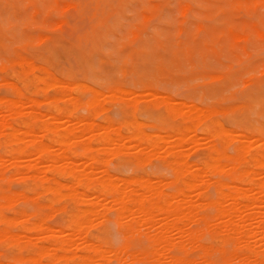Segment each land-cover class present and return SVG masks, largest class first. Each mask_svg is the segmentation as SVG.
Returning <instances> with one entry per match:
<instances>
[{
    "label": "rangeland",
    "instance_id": "1",
    "mask_svg": "<svg viewBox=\"0 0 264 264\" xmlns=\"http://www.w3.org/2000/svg\"><path fill=\"white\" fill-rule=\"evenodd\" d=\"M24 61L26 63H24ZM27 61H30L29 65H33L29 67L30 70L33 68L32 72L28 70ZM22 65L24 66V69ZM25 67L27 68L25 69ZM20 70H23V73L25 70H28L27 73L29 74L27 75L26 73H24L23 76V73ZM25 74L27 76H25ZM36 77H40L43 80L36 81ZM34 78L36 79L34 80ZM29 79L31 80V82H29ZM62 81L63 83L65 82L72 84V86L70 85V87L73 88L72 91H70V88V90L67 89L68 91L65 90V93L62 94L60 87L55 86V84L59 85V82L62 84ZM49 84H52V86H49ZM14 85L16 87L15 89ZM17 89L20 91L19 94L22 93V96L20 95V97H18V93L16 91ZM29 92L31 94H29ZM81 92L83 95L81 94ZM68 93H70V95L68 96L69 99H71L69 100L70 102H68L66 96V94ZM113 94L115 96H113ZM72 96L79 97L78 99H80V101L76 98V100L79 102H81L82 100V104H78L79 106L76 110L77 113L75 112V116L78 117L79 121L80 119H83L85 117L82 121L91 123V119H93V121H95V125L98 124L96 125V127L100 126L99 124L108 125V122L110 123V121H112L111 123L113 124L111 125H115L114 129L117 126L119 127V129L121 128V131H119L117 128L116 129L123 136H127L131 132H133L132 134L135 135V138H138L141 135L145 136L146 134H148V136L150 135L152 139L157 140L159 143V147H157L159 149L157 152L156 150L151 154L140 152L143 155L145 154L142 158L141 154L138 153L140 149H142V145L139 146V144L136 146L135 144H133V141L138 140L137 138L136 140H134L135 138L132 137L133 135H128V137L133 142L132 144L127 142V140L129 139L128 137H125L127 139L124 140V143L126 141V144L130 149L133 148L132 145L137 148L140 147V149H138L139 151H136L137 148H134L135 150L128 149L127 152L125 151L124 153L119 155L105 154V156L101 152L98 155L99 147L101 144L99 142V145L97 140V143L95 142L96 144H93L94 147L96 146L97 152H95L94 149L93 153L95 157L98 156L96 158L100 157V164L97 162L99 161V159L94 162L90 159V164L88 162L85 163L86 159H84V157H82L81 155H78L76 158L74 157L75 161H77V158H81L83 159V161H85L83 163L81 159H78L77 164L81 162L80 164L83 165V168L81 169H84L85 164L86 167L88 165H91L93 168L96 167V169L94 168V171H96L97 174L96 172H94V174L98 179L92 176V178L95 179V184L101 178H105L109 174L108 176H113L114 178L116 177L115 185L120 186V189H123L121 191H127L126 188L129 186L131 194L134 191H138L132 194L133 197L129 195L126 200L127 206L133 210H138V208H140V205L147 204L152 201H154L155 203L161 202L162 204L164 201V205H166L165 207L166 209H168L167 211L177 206H183V208H180H182L184 219H177V221L176 219H174V217L170 219V214H160L161 212L156 209L157 211H152H156L154 215L143 217L147 218L148 222L145 225L138 224V232H134L133 230L126 231L125 229H122L121 223H123V226L126 225L130 220H132V217H124L122 216V214H120V217H122L123 220L120 219L121 221L118 222V215L120 213L118 208L121 204V195H119V198H114L111 195H100V199V197H98L99 195H97L99 193L97 192L95 187L97 184L95 186H91L90 184L89 187H91V189L88 188L89 190L87 188V190H85L82 186V188H78L79 193H81L82 195H88H85L84 198L82 197V195L80 197V199H84V202L86 201L84 203L85 205L81 204V201H78L79 198L74 199L72 198L73 196L71 197V190H69L70 193L69 191H64L66 197L62 198V200L58 198L61 200L58 201L55 196H52L50 194L48 195L46 193H43L42 195L41 193L43 191L41 189L37 191L41 195L38 196V193L31 190L30 180H18L19 178H15L9 182H0V188L7 189L9 190L10 194L16 196V199L14 200L15 202L9 204V206L12 204L14 206L12 205L13 207L10 206L11 208L9 206L4 208L6 216L10 219L15 220L14 223L11 224V228H9L8 226V229L10 231H12L13 233L21 234L23 231H25L22 230V227L30 226L35 221L37 223H40L38 222L41 220L40 218H45L46 221L42 220L41 223L47 222L46 224H49V227H51L53 230L58 229L56 233L59 234H57V236L60 235V237H62L67 234L66 230L69 222H71L73 219L72 215H74L77 210H81L82 208L84 209V207V210H87V202V207H89L88 205L90 203L94 202L93 204L97 205H94V208L96 207L95 209H98L95 210V213L91 214V216L89 215L87 217L88 226L86 225V227L88 228L85 227V231H87L85 232V236H87L88 239L93 243L98 245L103 251V254H105L106 252V254L103 255V264L104 262L105 264H168L167 260L166 262H161L155 259V256L152 253L153 248L150 247V242L148 241L147 237L150 233H152L150 234V236L154 235L156 233V230L162 226H166L167 229H171L173 227V224H179L180 226H182V228H184L187 234L193 236L194 233L198 239L197 242H195L193 240V237L191 239L187 237L186 234L185 237L188 239L187 240L185 237H181L184 236L183 234L179 233L178 231H173L172 233H170L172 236L170 237L172 239L171 244L173 243L175 247L174 249H168L169 251L166 250V252L168 251V253H165V251L163 252L166 258L179 257L180 255L177 247H179L180 244H184L179 242L191 241L189 246L192 247L191 249H188L190 250L188 259L192 264L193 261L195 262V264H224V262L221 261L223 258V255L221 254L223 247L224 251L227 254L226 264H241L244 261H247L244 262L245 264H255V262L257 261L255 258V250H250L253 253L249 252L246 246H243V243L242 246L240 245V248H235V245L232 246L233 243H231V241H228V245L225 244L226 242L224 243L226 239L224 240L223 236L225 237L226 235L227 237L228 232L225 231L224 226L222 228L223 230L221 229L222 225H224H221V222L225 223L224 220L222 221L221 219L219 220L216 218L218 221H221L220 223L215 220L218 211L214 208L218 206L216 205V203L218 204V202H221L220 200H218V202H215L217 201V199H221L219 196V198H217V195H219V188L221 187V185H219V181L226 180L227 182H229H224L225 184H228V186L225 187L226 190L221 188L224 193L226 192L228 194L230 193L235 195L239 194L238 196H241L240 192L238 194L237 192L241 190L242 187L245 188V191H247L248 189L249 191L247 192H250L252 188L259 189L257 186L262 182L258 177L261 176V180L264 183V169H262V167H259L261 163L264 162V0H0V100L5 99L4 101L1 100L0 103L2 111L4 112L3 108H5L6 106V104L4 105L3 103H6L7 100L9 102L11 101L10 104L12 103V100H10L9 98L13 99L14 102L17 101L18 104L16 106H21L22 104L24 112L28 111L27 113L29 114L32 110L33 113L37 110V108L35 107V103L36 101H38L39 104L37 103V105L39 106V108L37 112L39 111L40 113H45L43 116L45 117L47 123V121H49L48 119L50 118V114L52 115L53 112H56L55 110L57 107H59L58 105H60L61 110L59 115H62L63 113L70 110V107L72 105H70L69 103H71L73 100ZM32 97L35 100V102L33 101L35 105L32 103V105L34 106L33 109H31V107L33 106L31 105L30 101ZM54 97H58L59 102L53 103L52 100L55 99ZM171 97L173 98V100L171 99ZM59 98L61 99L59 100ZM93 98L96 99L97 102H102V104L99 103L100 105L96 106V109L98 111H91L92 113L90 114V111L86 107V103L89 102L88 99L92 101ZM118 98H121L123 100ZM168 98H170L169 101H173L175 103H173L175 106H178L176 107L178 108V113L174 114L169 110H165L166 108H169L168 106L171 105V102L168 101ZM164 99H166L167 101ZM18 100H23V102L20 103L18 102ZM125 100L129 101L130 104H128L129 102L127 103ZM77 101L76 104L78 103ZM137 101L139 103H137ZM159 101H162L160 102L161 104L159 103ZM131 102H134V107H136L135 111L132 110L133 108ZM52 103H58L56 105L57 107L55 108ZM1 104L3 106H1ZM10 104H8L7 102V105ZM13 104H11L10 106H13ZM24 104H26V106ZM181 104H187V106L181 107ZM192 104L194 106H192ZM23 105L25 106V108ZM51 105H53L54 108ZM8 107L6 106V108ZM65 107L68 110H65ZM185 107H187L188 110L191 107L193 109V112H196L195 110L198 109L197 111L200 112L199 115L202 123L200 126H198V128H194L197 127V125L194 126L193 123V131L186 132L183 141L181 139L182 137L177 134V131L180 129L179 127L185 124V122L183 123L184 120L182 119V115H180L181 109H183L181 114L187 112V108ZM20 109L22 110V108ZM48 109L52 110V112ZM2 111L0 109V117L2 115ZM48 112L50 113L48 114ZM201 112L203 114H201ZM46 113L48 115H46ZM93 113L95 117H92ZM29 114L27 115L29 119H31L32 116ZM35 114L38 113L35 112ZM168 114H170L171 116ZM176 114H179V116H176ZM40 115L41 114H39L38 117H41L43 119V117ZM61 115L59 116V119L61 118V121L63 120L62 122H64V124H62L63 126L60 125L61 121H59L60 123L58 124L60 129H63L65 125H67V127L71 126L70 124H67L68 119L65 118L66 113L62 116L66 119L67 123L64 119H62L63 117ZM34 116L37 115L33 114V117ZM86 116L90 117L91 122L89 121V118H86ZM28 117H26L25 115L20 119L21 122H19L18 118L15 117L14 119H12L13 117H10L8 121L11 124L13 123L12 125H14L15 127L23 129L24 132L27 127H25L24 129L22 121L28 123L30 121ZM32 121L33 120L31 119V122ZM15 122L17 124L20 123V126H17ZM213 122L217 124L218 131H220V127L221 129L223 128L222 132L223 130H227L226 133L224 131L225 134L222 133L224 134L222 137L225 136V138L221 137V139L219 140V137H215L216 139H212L213 136L211 132H213L212 130H215L213 127V125L215 124ZM33 123L35 124L34 127L39 128V126L41 127L42 123L44 124L45 122L38 121V124L40 123L39 126L37 122ZM79 124L81 123H76L71 127H73L76 131H80V129L82 130L84 127H82L83 124H81L82 126ZM210 124L212 125L211 127ZM137 125H139V127ZM177 126H179L177 128L178 130H175ZM206 126L208 128L213 127V129L206 130ZM136 127H138L139 131L142 132L140 133L141 135L137 136V133L139 132L135 129ZM173 130H175L176 132ZM208 130L211 131L210 135L208 133ZM167 134L174 135L173 137L175 139L171 137V135V138H169ZM228 134L230 136H236L235 139L239 141H232L233 138L229 137ZM42 135L44 136L43 141L45 143L52 144L53 137L50 138V136L53 135ZM161 135L164 137H166L167 135L169 139H165L170 144H178L180 140L184 142L185 146L182 148L183 150L181 149L182 152L179 151L182 154L180 156L178 154L179 152L177 151V157L178 159L181 158L180 162L188 164L189 170L192 168L191 170L193 171H190L191 174L192 172H195L196 169L198 170L196 172L199 175L202 168V171H204V168L206 167H204V165H206L208 161H213V159L210 158V154L212 156V154L215 153L209 148H212L211 146L214 147V145L217 146L220 153L216 151L217 155L215 153L214 158L215 161L220 162H218V165H221L220 167H225H222V169H225V174L220 173V171L219 173H217V175H215L205 171L206 173L204 176L206 181L212 180L208 181L209 185L211 186L208 185L209 188H207L208 183L205 182L204 176L202 175L203 179L202 176L199 179L204 180V182H201V180H199L198 182L201 183L197 184L198 186L200 185L199 187L201 188V190H193L194 188L192 190H187V186L184 182V180L186 181L187 179H182L186 176H188L189 178V176L191 175L186 174L185 177H183L182 174L181 176L183 178L179 181L181 184L175 182L177 174L176 172H174L173 168L170 165L173 164L176 158H171V162V159H167L165 158L166 156L163 155L170 144L166 140L164 141L163 137H161V139H163L160 140L159 137ZM237 135L240 137H237ZM48 136L49 139H45V137ZM222 139H224L225 141L230 140L232 143L228 142L229 144L227 143V145L225 146L226 143L224 140L222 141ZM160 141L167 142V144L161 142V145ZM241 141H243V143L247 141V143L249 142V144H251L248 145V147L245 145L246 149L250 150V153L248 151L247 153H243L242 151V153L239 152L238 147L241 145ZM221 142L224 143V145ZM135 143L138 144L139 141ZM129 145H131V147ZM220 145L222 146L220 147ZM224 147L226 148V150L223 152ZM6 148L8 150L10 149L9 146H1L0 154L1 156L7 158L8 150ZM56 148L57 147L54 146L55 151L52 150L55 153L57 150ZM217 148L214 149L217 150ZM208 149L211 151V153L208 152ZM225 152L227 154H225ZM134 153L136 155L138 154L137 156H141V159L138 157L140 161L138 158H136L139 163H135L136 159L134 157L136 155ZM254 153L263 154L260 162L262 161V159L263 161L260 163V165L259 163L256 164V162L251 159L254 155H257ZM184 154L185 156H183ZM220 154H223V157ZM224 154L227 157L224 156ZM250 154L252 155L251 158L249 156ZM100 155H102L103 157ZM178 155L180 156V158ZM239 155L242 157V161H240V163ZM102 159L104 164L102 162ZM236 159H238V161H236ZM165 161L168 164H163V162ZM96 162L99 165H96ZM236 163H238L239 165ZM235 164L236 169L240 168V170L236 171V173H234ZM242 166L244 167L243 169L246 168V170H243L246 173L242 171ZM198 167L200 168L198 169ZM169 168L173 170V172ZM226 170L227 173L229 172V174L226 173ZM241 173H244L246 176L247 174L248 176L250 174L252 178L256 177V179L258 178V180L256 181V179L254 178L255 180L250 179L248 181V177H246L244 174L243 177L240 176L239 178L238 175ZM201 174H203V172ZM174 176L176 177L175 179ZM221 176L222 178H220ZM117 178L122 180L117 181ZM132 179L151 180V184H153L155 187L154 193L145 192L142 189H139L141 187L136 184H134L133 187V183H130L129 185V182H132ZM241 179L246 183L240 182ZM61 181L68 184L69 186L74 184L69 177H66V179L64 177V179L62 178ZM210 182L212 183L210 184ZM257 182L261 183L258 184ZM126 183H128V186L126 185ZM212 184H214L215 186ZM252 185H254V187ZM236 187L240 188L239 190H237V192ZM249 187L251 189H249ZM244 188H242L243 191ZM227 189H229L230 192ZM181 190L183 191L180 192ZM245 191L243 193L241 192L242 195H245V193H247ZM260 191H262V189L256 191L258 192L257 196L256 192L253 191L252 193L254 196H251H253L254 198L260 197ZM216 192H218V194H216ZM156 194H158V196ZM136 195L138 196L137 198ZM159 195L161 196L159 197ZM140 196H142V199ZM203 196L205 197L203 198ZM245 196L242 197L243 200L241 199V197H239L241 199V202H239L241 208L242 210L243 208L245 210H243L244 212H242L244 213L242 214V219L238 220V218H235L234 222L239 224V221L241 222V220L244 219V221L242 222V224L240 223V225L244 228L243 230H245V232H247L248 230H253V233H259L260 229H258V231L257 228L264 227V225L262 224V221H264V217L261 216L262 214H259V211L264 213V205L262 203V206L260 207L261 209L256 213L253 210L254 207L252 206L254 203V200L252 199L253 197L249 195L250 197L248 199L251 198V201H253V203L251 202L250 204L249 202H247V198ZM29 198H33V200L37 198L39 200H37L39 203L34 204L29 200ZM95 198L97 199V201ZM188 198H190V200ZM23 199H26V201H24ZM73 199L75 200V202ZM103 199L105 200L103 201ZM116 199L117 202H115ZM110 201H112L111 204ZM123 201L125 200H122V202ZM222 201L224 202L226 200H223L222 198ZM77 202H79V204ZM202 202L203 205L201 204ZM209 202H211L213 205H210L211 203L209 204ZM223 202L221 203L223 204ZM161 203L159 205H161ZM229 203H231L232 205ZM229 203V206L231 205L232 208H235V206H238V208L240 207V205H237L236 203H233L231 201H229ZM244 203L247 204L245 205ZM101 204L102 206H100ZM207 204L210 206H208ZM224 204L225 206H227V201ZM224 204L220 205L223 207ZM38 205L40 207H38ZM80 205H82L83 207ZM204 206L208 207L206 208ZM225 206V209L229 208V206ZM100 209L103 213H100ZM185 209L187 210L185 211ZM98 210L100 211L97 212ZM19 212H24L26 214V217L23 218V221L25 222L20 221L22 220V218L18 221ZM78 212L75 214H79L81 211L79 213ZM184 212L186 214H184ZM94 214H96L97 216ZM135 216L138 217L137 214ZM25 219L32 223H29L28 221L27 223ZM138 221L140 222L141 220L138 219ZM17 222L22 223L18 224ZM24 223H27V225ZM205 223L207 225H210L207 226ZM214 223L217 225V229L216 226H214ZM22 224L23 226H21ZM206 228L208 229L207 231ZM218 228L219 232L217 231ZM20 229L22 230V232L19 231ZM59 230L62 231L63 234L60 233ZM220 230H222L221 235L218 234L220 233ZM24 233L25 232H23L22 234ZM31 235H35V233H32ZM257 235L258 234H256V236ZM230 236L228 239H230ZM82 237H84V235H82ZM126 238L129 239L126 240ZM74 241V243H76V245L72 248L74 250V256H82L84 254L80 250V248H82L80 244L82 243V241H79L77 237ZM250 241L255 242L256 239H250ZM77 243L79 246H77ZM127 243L129 245L128 248ZM198 243L202 244L203 247H200L201 245L198 246ZM224 244L225 246H223ZM257 246L258 247H256V250H263H259V248L261 247L260 244H258ZM225 247L228 248L225 249ZM241 247H245V250L244 248L243 250H240ZM12 248L9 246H7L6 248L5 245L0 246V257L5 264H8L7 261L13 258L18 253L17 248ZM108 250L110 252L113 251L114 253L112 252L113 254H111ZM23 251L24 255L26 256H29V253L31 252L27 248ZM117 251L118 253H116ZM122 251H125V253H122V255H124L123 257L121 253L119 254V252ZM107 252H109L111 256ZM189 252L187 251V253ZM107 254L110 257H108ZM118 255L121 257H118ZM252 255L254 258H251ZM112 256L114 258H112ZM245 256H247L248 259ZM241 257H243L244 259ZM108 258H112L113 260L111 259L110 261V259ZM120 258H122L121 261ZM236 258L238 261L236 260ZM241 259L243 260L242 262H240ZM49 264H58V262L52 261V263L50 262Z\"/></svg>",
    "mask_w": 264,
    "mask_h": 264
},
{
    "label": "bare ground",
    "instance_id": "2",
    "mask_svg": "<svg viewBox=\"0 0 264 264\" xmlns=\"http://www.w3.org/2000/svg\"><path fill=\"white\" fill-rule=\"evenodd\" d=\"M69 7V6H68ZM61 24V23H60ZM24 60V59H23ZM42 61V60H41ZM28 62V61H27ZM30 62V61H29ZM28 62V70H30V66L32 65H29L30 63ZM20 63V62H19ZM21 63H23V62H21ZM24 63H26L25 61H24ZM48 63H49V61H48ZM74 64V63H73ZM24 65V64H23ZM22 65V67H23V69H24V66ZM33 66V65H32ZM27 67H25V69H26ZM33 69V68H32ZM32 69L30 70L31 72H32ZM28 70H25L24 71V73H26L27 75L29 74V73H27L28 72ZM44 70H45V68H44ZM49 70V69H48ZM58 70V69H57ZM21 71V70H20ZM59 71V70H58ZM22 73H23V70L21 71ZM51 72V71H50ZM8 73V72H7ZM20 73V72H19ZM24 73H23V76H24ZM53 73V72H52ZM25 74V76H27ZM15 75V74H14ZM35 75V74H34ZM22 76V75H21ZM48 76V75H47ZM52 77V76H51ZM64 77V76H63ZM70 77V76H69ZM18 78V77H17ZM37 78V77H36ZM36 78H34V80L36 79ZM46 78V77H45ZM53 78V77H52ZM58 78V77H57ZM30 80V79H29ZM43 79H41L40 77H38L37 79H36V81H42ZM45 80V79H44ZM71 80V79H70ZM204 80V79H203ZM10 81V80H9ZM9 81H7V82H9ZM19 81H20V79H19ZM29 82H31V80L29 81ZM57 82H58V80H57ZM2 83V82H1ZM39 83V82H38ZM72 83H73V81H72ZM46 84V83H45ZM59 85H56L55 84V86H58V87H60V90L62 91V94H64L65 93V90H70V85L72 86V84H70V83H63V81H62V84L59 82L58 83ZM75 84V83H74ZM248 84V83H247ZM33 85V84H32ZM48 85V84H47ZM46 85V86H47ZM54 85V84H53ZM76 85V84H75ZM74 85V86H75ZM80 85V84H79ZM36 86V85H35ZM49 86H52V84H49ZM54 86V87H55ZM17 87H19V86H17ZM48 87V86H47ZM16 87H15V85H14V89H15ZM79 88V87H78ZM77 88V89H78ZM18 89H20V88H18ZM16 90L17 91V93H18V97H20V95L22 96V93L21 94H19V90ZM35 89H36V87H35ZM51 89H52V87H51ZM72 89L73 88H71V90L70 91H72ZM75 89H76V87H75ZM46 90V89H45ZM49 90V89H48ZM56 90V89H55ZM59 90V91H60ZM67 90V91H68ZM87 90V89H86ZM78 91V90H77ZM83 91V90H82ZM85 91V90H84ZM120 91V90H119ZM33 92H35V91H33ZM46 92V91H45ZM45 92H43V93H45ZM75 92V91H74ZM79 92V91H78ZM155 92V91H154ZM16 93V94H17ZM54 93V92H53ZM88 93V92H87ZM95 93V92H94ZM160 93V92H159ZM29 94H31L30 92H29ZM35 94V93H34ZM41 94V93H40ZM73 94V93H72ZM79 94V93H78ZM81 94H82V92H81ZM115 94V93H114ZM113 94V96H115ZM143 94H145V93H143ZM70 95V93H68V94H66V96H67V100H68V102H70L69 100H71V99H69V96ZM83 95V94H82ZM109 95V94H108ZM130 95V94H129ZM149 95H151V94H149ZM157 95V94H156ZM64 96V95H63ZM65 96V97H66ZM93 96H94V94H93ZM92 96V97H93ZM112 96V95H111ZM112 96V97H113ZM132 96V95H131ZM153 96V95H152ZM161 96V95H160ZM168 96V95H167ZM29 97V96H28ZM27 97V98H28ZM75 99H74V98ZM87 97V96H86ZM100 97V96H99ZM156 97V96H155ZM164 97V96H163ZM5 98V97H4ZM46 98H47V96H46ZM55 98V97H54ZM76 98H77V100H79L80 101V99H78L79 97H75V96H72V102L71 103H69L70 105H72L71 107H70V110H68L66 107L64 108L65 110L67 109L68 111V113L67 112H65L66 113V115H65V118H67L68 120V123H67V121H66V119L62 116L63 114H65V113H63L61 116L63 117L62 119H64L65 121H66V123L69 125H75L76 123H81V124H83V126L81 125V124H79V125H81L82 127H84L82 130L80 129V131H76L73 127H71V126H69V127H67V125H65L66 126V128H65V126L63 127V129H60V127H59V124L58 123H60L59 121H61V118L59 119V113L61 112V110H60V105H58L59 107H57L56 105L58 104V103H55V104H53L54 102H59L58 101V97L57 98H55V99H53L52 101H53V105L55 106V108H56V112L54 113H52V115L50 114V118L52 119H48L49 121H47V123H46V120H45V117L43 116L44 114L43 113H40L39 111L37 112V110H38V108H39V106L37 105V103L39 104V102L38 101H36V105L38 106H36L35 104H34V102H35V100L33 99V97H32V99L30 100L31 101V105H32V103L35 105V107L37 108V110L35 111V109H34V111L36 112V113H38V114H35V112L33 113L31 110V113H33L34 115H37V116H34L33 117V114H29V113H27V112H24V109H23V107H22V104H21V106L19 105V106H16L18 103H17V101H15L14 102V100L13 99H11V98H9L10 100H12V103L11 104H13V102H14V104H13V106H10L11 104H10V102L7 100V102H8V104H10V105H7V102L6 103H3L4 105L6 104V106L8 107V106H10V107H8V108H6V106H5V108H6V111H5V108H3V110H4V112L2 111V107H0V109H1V111H2V115H1V117H0V147L1 146H9V150H8V153H7V158L6 157H4V156H1V154H0V182L2 183V182H9V181H11V180H13V179H17V178H19L18 180H30L31 181V190L33 191V192H36V193H38L37 191L39 190V189H41L43 192L41 193L42 195H43V193H46V194H50V195H52V196H55V198H57V200L59 201L60 199L62 200V198H64V197H66V195H65V192L64 191H69V190H71V193L73 194H71V197L72 198H79L78 199V201H81L80 203L81 204H83V205H85L84 203L86 202H84V197H85V195H87V194H81V193H79L78 192V188L79 187H84V189L85 190H87L88 188H90L91 189V187H89L90 186V184H91V186L93 185V186H95L96 184V190H97V192L99 193V194H97V195H99L98 197H100V199H101V196L100 195H111V196H113L114 198H119V195H121L122 196V199H121V196H120V199H121V204L119 205V218H118V216H117V218H118V222L119 221H121L120 219H122L123 220V218L122 217H120L121 215L120 214H122V216H130V217H132V220H130L129 221V223H127L126 225H124L123 226V223H121L122 224V229H125L126 231H131V230H133L134 232L136 231V232H138V224L140 225V224H142V225H145L148 221H147V218H143V217H147V216H152V215H154V213L158 210V211H160L161 213L160 214H163V213H166V215L167 214H170V219L172 218V217H174V219H176V221H177V219H179V220H181L182 218H183V211H182V208H183V206H180V207H182V208H180V207H178L177 205V207H174L173 209H171V210H169V211H167L168 209H166V205H164L165 204V202L163 201V204L161 203V202H157V203H155L154 201H152V202H149V203H147V204H142V205H140V208H138V210H133V209H131V208H129L128 206H127V198L129 197V195H131L132 197H133V193L134 192H138V191H134V192H132V194H131V190H129V187H127L126 189H127V191L125 190V192H123V191H121V190H123V189H120V186H118V185H115L116 183H115V178L112 176H106L105 178H101L98 182H96V184L94 183V180L95 179H93L92 178V176L94 177V178H96V179H98L97 178V176L95 177V174H94V172H96V171H94V168L96 169V167H92L91 165L89 166H87L86 167V164L84 165V169H81V168H83V165L82 164H77V161H78V159H81V158H77V161H75L74 159L78 156V155H81L82 157H84V159H86V162L85 161H83V159H81V161H83V163L85 162V163H89L90 162V159H91V161H97V159H99V158H96V157H98V156H96L95 157V155H94V149H95V152H97V148H96V146L94 147V143L96 142L97 143V140H98V144H99V142H100V147H101V149H100V147H99V152H98V155L100 154V152L103 154V155H105V154H111V155H119V154H122V153H124L125 151L127 152L128 151V149H130L129 147H128V145L126 144L127 142L128 143H130V144H132L133 142V144H135L136 146L137 145H139V146H141L142 147V149H140V147H134V145H132V147L133 148H131L130 150H135L134 148H137L136 149V151L138 150V149H140V151L138 152V153H140V152H142V153H145V154H151V153H153V152H155V150H156V152L158 151V149L159 148H157V147H159L158 146V141L157 140H155V139H152L151 137H150V135L148 136V134H144L145 136H143V135H141L140 133H142V132H140L139 131V125H137L138 127H136L135 129L136 130H138V132L139 133H137V136L138 135H141V136H139L137 139L138 140H136V138L134 137L135 135L134 134H132L133 132H131L130 134H128L129 136H132L133 138H135L134 140H136V141H131V139L128 137V135L127 136H123L119 131H121V128L119 129V127L117 126V127H115V129H114V126H112L111 124H113V123H111L112 121H110V123L108 122V125H102V124H99L100 126H97L96 127V125H98V124H96L95 125V121H93V119H91V121H90V117L88 116H86V118H89V121L91 122V123H89V122H83L82 120L85 118H83V119H80V121L78 120V117H76L75 116V112H76V110H77V107L80 105L79 103H81L82 102V100H81V102H79V101H77L76 100ZM157 98V97H156ZM161 98V97H160ZM52 99V98H51ZM61 98H59V100H60ZM118 99H121V98H118ZM117 99V100H118ZM171 99L173 100V98L171 97ZM2 101H4L3 99H1ZM1 100H0V103H1ZM21 100V99H20ZM20 100H18V102H23V100L22 101H20ZM49 100V99H48ZM121 100H123V99H121ZM120 100V101H121ZM135 100V99H134ZM141 100V99H140ZM139 100V101H140ZM143 100V99H142ZM144 100H147V99H144ZM163 100V99H162ZM164 100H166V99H164ZM170 100V98H168V101ZM34 101V102H33ZM52 101H50V102H52ZM76 101L78 102L77 104H76ZM88 101L89 102H87L86 103V107L88 108V110L90 111V114L92 113V112H95V110L96 111H98L96 108V106L98 105H100V104H102V102H97V100L96 99H92V101L90 100V99H88ZM98 101H100V100H98ZM126 101V100H125ZM124 101V102H125ZM167 101V100H166ZM50 102H48V103H50ZM127 103L129 102V101H126ZM134 102H136V101H134ZM134 102L132 103V110L133 111H135L136 109V107H134ZM160 102H162V101H159V103ZM165 102V101H164ZM169 102H171V105L170 106H168L169 108H166L165 110H169L170 112H172V113H178V108H176V107H178L177 105L175 106L174 104V102L173 101H169ZM181 102V101H180ZM98 103V104H97ZM100 103V104H99ZM137 103H139L138 101H137ZM166 103V102H165ZM164 103V104H165ZM174 103V104H173ZM178 103V102H177ZM79 104V105H78ZM82 104V103H81ZM128 104H130V102L128 103ZM158 104V103H157ZM161 104V103H160ZM25 106H26V104H24ZM23 105V106H24ZM29 105V104H28ZM53 105H51V106H53ZM137 105V104H136ZM135 105V106H136ZM180 105V104H179ZM190 105V104H189ZM1 106H3L2 104H1ZM25 106H24V108H25ZM33 106V105H32ZM54 106H53V108H54ZM127 106V105H126ZM167 106V105H166ZM182 106H187V104L186 105H184V104H181V107ZM192 106H194L193 104H192ZM191 106V107H192ZM68 107V108H69ZM148 107V106H147ZM180 107V106H179ZM180 107V108H181ZM190 107V108H191ZM20 108H22V110L20 109ZM34 108V106L33 107H31V109H33ZM52 108V107H51ZM52 108V109H53ZM100 108H102V107H100ZM137 108H138V106H137ZM185 108H187V107H185ZM189 108V110H188V108H187V112H185V113H183V114H181L182 113V111H183V109H181V113H180V115H182V119L184 120H182L183 121V123L185 122V124L183 125V126H181L182 127V129H181V127H179V126H177L176 127V129L175 130H178L177 128L179 127L180 129L177 131V134L178 135H180L182 138V140L184 141V137H185V133L186 132H188V131H193V129H192V127H193V123H194V126L195 125H197V127H194V128H198V126H200L201 125V123H202V120L200 119V115H199V113L200 112H198L197 110L198 109H196L195 111L196 112H193V107L190 109ZM27 109V108H26ZM83 109V108H82ZM48 110H50V109H48ZM54 110V109H53ZM204 110V109H203ZM24 113H23V112ZM29 111V112H30ZM51 112H52V110H50ZM92 111V112H91ZM64 112V111H63ZM180 112V111H179ZM50 112H48V114H49ZM57 113V114H56ZM77 113V112H76ZM27 114H29V115H31L32 116V122H31V119H29V117H28V115ZM39 114H41L40 116H42L43 117V119L41 118V117H38V115ZM47 113H46V115H48ZM171 114V113H170ZM170 114H168V115H170ZM173 114V115H174ZM201 114H203L202 112H201ZM26 115V117H28V119L30 120H28L27 118V120L29 121L28 123H26L25 121H22V123H23V125H24V129H25V127H27L28 128V130H27V128H26V130H24V132H23V129H19V128H17V127H15L14 125H12L11 123H9V118L11 117H13L12 119H14V117L15 118H18V120H19V122H21L20 121V119L21 118H23L24 116ZM99 115V114H98ZM85 116V115H84ZM90 116H92V115H90ZM171 116V115H170ZM176 116H179V114H176ZM46 117H48V116H46ZM92 117H95L94 116V113H93V116ZM91 117V118H92ZM136 117V116H135ZM40 118H41V120H40ZM81 118V117H80ZM232 118V117H231ZM172 119H173V117H172ZM230 119V118H229ZM88 120V119H87ZM107 120V119H106ZM110 120V119H109ZM38 121H44L45 123L43 124L42 123V126L40 127L39 125H40V123L38 124ZM52 121V122H51ZM63 121V120H62ZM61 121V124L60 125H62V124H64V122H62ZM11 122V121H10ZM33 122H37V124H38V126H39V128H36V127H34V123ZM83 122V123H82ZM179 122V121H178ZM192 124V125H190V124ZM214 123V122H213ZM15 124H17L16 122H15ZM20 123H18L17 124V126H20L19 125ZM33 124V125H32ZM36 124V125H37ZM110 124V125H109ZM138 124V123H137ZM181 124V123H180ZM189 124V125H188ZM212 124V123H211ZM210 124V127L212 126ZM215 125H213V127H214V129L215 130H212L213 129V127L212 128H208L207 126V128H205L206 130L207 129H211L213 132H211V131H209L208 130V133H209V135H210V132H211V134H212V136H213V138H212V136H211V138L214 140V139H216L215 137H219V140L221 139V137L226 133V131L227 130H223V132H222V129H221V127H220V131H218V129H217V124L216 123H214ZM37 126V127H38ZM63 126V125H62ZM61 126V127H62ZM80 126V127H81ZM216 126V127H215ZM23 127V126H22ZM80 127H78V128H80ZM78 128H77V130H78ZM119 130V131H117V129ZM138 128V129H137ZM20 130H21V132H20ZM175 130H173V131H175ZM224 131H225V133H224ZM136 132V131H135ZM176 132V131H175ZM194 132H195V130H194ZM22 133H24V134H22ZM174 133V132H173ZM206 133H207V131H206ZM222 133H224V134H222ZM229 133V132H228ZM41 134V135H40ZM42 134H51V135H53V136H50V138L51 137H53V139H52V144H53V146H52V144L50 145L49 143L47 144V143H45L44 141H43V138H44V136L42 135ZM175 134V133H174ZM177 134H175V135H177ZM229 134H231V133H229ZM228 134V135H229ZM168 135V134H167ZM166 135V137H164V136H160L159 138H160V140H162L163 138H164V141L167 139H169V138H171V137H173L174 135H171V137H170V135H168L169 136V138H168V136ZM177 135V136H178ZM232 135V134H231ZM90 136V137H89ZM176 136V137H177ZM179 136V137H180ZM87 137V138H86ZM125 137H128L129 139L127 140V142L125 141V143H124V140H126L127 138H125ZM156 137V136H155ZM158 137V136H157ZM161 137H163L162 139H161ZM229 137H232L233 139H232V141H234V142H236V141H239V140H236L235 139V137L234 136H230L229 135ZM237 137H240V136H238L237 135ZM244 137V136H243ZM46 138H48L49 139V136L48 137H45V139ZM166 138V139H165ZM174 138V137H173ZM222 138H225V136L224 137H222ZM226 138H227V136H226ZM175 139V138H174ZM174 139H173V141H174ZM177 139V138H176ZM229 139V138H228ZM238 139V138H237ZM166 140V141H167ZM224 139H222V141H223ZM131 141V142H130ZM139 141V143L137 144V143H135V142H138ZM163 141V142H164ZM183 141H181L180 140V142L178 143V144H170L168 141V143L170 144V146H168V148H167V150H165V152H164V156H166L165 158H167V159H171V158H173V159H175L174 160V162H173V164L172 165H170L172 168H173V170H174V172H176V174H177V178L174 176V179H175V182L176 183H180L179 181L183 178V177H185V175L187 174V175H191V176H189V178H188V176H186L185 178H183L182 180H184V179H187L186 181L184 180V182H185V184H186V189L187 190H192L193 188V190H196V189H200L201 190V188L197 185V184H199V183H201V182H204V180H205V182H207L206 184H207V186L209 185V182L208 181H212V180H208V181H206V179H205V171H207V172H210V173H212V174H215V175H217V173H219L220 171V173H224L225 174V169H222V167H224V166H222V167H220L221 165H218L220 162L219 161H215V153H216V155H217V152L216 151H218V148H217V146H215L214 145V147L213 146H211L212 148H209L210 150H213L215 153H213L212 154V156H211V154H210V158L211 159H213V161L212 162H207V164L206 165H204V171H202L203 170V168H202V170L200 171L201 173L203 172V174H201L200 173V175L199 174H197V172L196 171H198L197 169H196V171L195 172H192V174H191V172L190 171H193V170H189V166H188V164H186V163H182V162H180V156H181V154L182 153H180L179 151H181V149L185 146L184 145V142ZM225 141V140H224ZM227 141V140H226ZM225 141V146L227 145V143L229 142V143H232L230 140H228L227 142ZM162 141H160V143H161ZM162 142V143H163ZM167 142H164V144H167ZM242 143H241V145L238 147V149H239V152H245V153H247V151L249 152L250 150H248V149H246V146L248 147V145H251V144H249V142L247 143V141H245L244 143H243V141H241ZM95 143V144H96ZM162 143H161V145H162ZM222 143V142H221ZM228 143V144H229ZM223 145H224V143H222ZM246 145V146H245ZM54 146L55 147H57L56 149V153L55 152H53L52 150H54L55 151V149H54ZM130 147H131V145H129ZM166 146V145H165ZM222 145H220V147H221ZM258 146V145H257ZM164 147V146H163ZM162 147V148H163ZM167 147V146H166ZM165 147V148H166ZM263 147H264V145H263ZM196 148V147H195ZM214 148H217V150H215ZM256 148H258V147H256ZM160 149H161V146H160ZM208 149V152H210L211 153V151ZM237 149V150H238ZM183 150V149H182ZM226 150V148L224 147L223 148V152ZM253 150H255V149H253ZM252 150V151H253ZM262 150V149H261ZM163 151V150H162ZM179 153H178V152ZM263 151V150H262ZM262 151H257V152H262ZM93 154H92V153ZM182 152V151H181ZM185 152V151H184ZM227 152V151H226ZM225 152V154H227ZM237 152V151H236ZM238 152V153H239ZM241 152V153H242ZM255 152V151H254ZM136 153V152H135ZM134 153V154H135ZM142 153H140L141 154V156H142V158H143V156L145 155H143ZM177 153L180 155H178L179 156V158L180 159H178V157H177ZM218 153H220V151H218ZM241 153H240V155H241ZM250 153V152H249ZM139 154V155H140ZM208 154V153H207ZM224 154V156H226ZM254 154H257V153H254ZM136 155V154H135ZM138 155V154H137ZM135 156L134 158L136 159V158H140L141 156ZM221 156L223 155V154H220ZM239 155V156H240ZM243 155H245V154H243ZM247 155V154H246ZM252 155H253V152H252ZM252 155L250 154L249 156H250V158L252 157ZM100 156H102V155H100ZM106 156V155H105ZM133 156V155H132ZM159 156H161V155H159ZM183 156H185V154L183 155ZM220 156V157H221ZM263 156V154H261V153H259V154H257V155H254L251 159H253V161H255L256 162V164L257 163H259V165H260V163L263 161V159H262V161L260 162V160H261V157ZM35 157H36V159H35ZM75 157V158H74ZM103 157V156H102ZM101 157V158H102ZM219 157V156H218ZM223 157V156H222ZM227 157V156H226ZM111 158V157H110ZM138 158V159H139ZM162 158H163V156H162ZM208 158V157H207ZM217 158V157H216ZM240 158V159H239ZM238 159H239V163H240V161H242V157L240 156ZM246 158V157H245ZM87 159H88V161H87ZM141 159V158H140ZM140 159H139V161H140ZM167 159H166V161H167ZM209 159V158H208ZM219 159H221V158H219ZM238 159H236V161H238ZM248 159V158H247ZM247 159H246V161H247ZM143 160V159H142ZM106 161V160H105ZM139 161H137V159H136V162L135 161H133V162H135V163H139ZM163 161H164V159H163ZM166 161L165 162H163V164L164 163H166ZM186 161H187V158H186ZM98 163L99 162H101L100 161V159H99V161H97ZM97 162H96V165H99V164H97ZM102 162H103V159H102ZM171 162H172V159H171ZM219 162V163H218ZM92 163V162H91ZM170 163V162H169ZM210 163V164H209ZM245 163V162H244ZM264 163V162H263ZM263 163H261V165L259 166L260 168L262 167V169H264L263 167H264V164ZM90 164V163H89ZM103 164H104V162H103ZM166 164H168V163H166ZM203 164V163H202ZM236 164H238V163H236ZM236 164H235V166H234V173H236V171H238V170H240V168L239 169H236ZM263 164V165H262ZM95 165V166H96ZM192 165V164H191ZM195 165V164H194ZM239 165V164H238ZM237 165V166H238ZM165 166H167V165H165ZM230 166V165H229ZM167 167H169V166H167ZM193 167V166H192ZM196 167V166H195ZM247 167H248V165H247ZM200 167H198V169H199ZM225 168V167H224ZM242 168V171L243 170H246V168L245 169H243L244 167L242 166L241 167ZM97 169H98V167H97ZM170 169V168H169ZM206 169V170H205ZM171 170V169H170ZM173 170H171L172 172H173ZM224 172H223V171ZM229 171V170H228ZM102 172H103V170H102ZM244 173H246L245 171H243ZM189 173V174H188ZM226 173H227V170H226ZM238 173V172H237ZM243 173V174H244ZM258 173V172H257ZM261 173V172H260ZM263 173V172H262ZM93 174V175H92ZM96 174H97V172H96ZM183 174V175H182ZM227 174H229V172L227 173ZM242 173L241 174H237L238 175V177L240 178V176H244ZM250 174H251V172H250ZM250 174H249V176H250ZM264 174V173H263ZM262 174V175H263ZM183 177H182V176ZM204 176V180H202L203 179V176ZM219 175H221V174H219ZM236 175V176H237ZM253 175V174H252ZM254 175H255V173H254ZM181 176V177H180ZM201 176H202V179H199V178H201ZM210 176V175H209ZM227 176H229V175H227ZM246 176V175H245ZM248 176V174H247V176L246 177H248V181L250 180V179H252V180H255L256 179V177H254V178H252V176H250L249 177ZM257 176V175H256ZM260 176V175H259ZM64 177H65V179H66V177H69V178H71V180L73 181V185H68V184H66V183H63L62 181H61V179L63 178L64 179ZM104 177V176H103ZM211 177V176H210ZM258 177V176H257ZM264 177V176H263ZM262 177V178H263ZM208 178V177H207ZM220 178H222V176L220 177ZM230 178V177H229ZM228 178V179H229ZM234 178V177H233ZM258 178H260V181L262 182H257L258 184L259 183H261V184H257L258 186V188L259 189H256V188H250L249 187V189H251L250 190V192H247V191H249L248 189H247V191H245V188L244 187H242V188H244V191L245 192H247V193H245V195L243 194L242 195V193L244 192L243 191V189L241 188V190H239L240 188L239 187H236L237 189H236V192H237V190H239L238 192H237V194L240 192V194H241V196H238V195H235V194H228V193H224L223 192V190H221V188L222 189H224V190H226V188L225 187H227L228 186V184L227 183H229V182H227L226 180V184L224 183L225 181H219V185H221V187L219 188L220 190H219V195H217V198H221V199H217V201H215V202H218V200H220L221 202H223L222 201V198H223V200L225 199L226 201H227V204L229 203V201H231V202H233V203H236L237 205H240V203L239 202H241L240 200L242 199V197H246L247 198V202H249L250 204H251V202L253 203V201H251V198L250 199H248L251 195H253V191H259V190H261L262 189V191H260L259 192V194L261 193V196L260 197H256L258 194V192H256V198H254L253 196H251V197H253L252 199L254 200V203H253V207H254V211L257 213L258 212V210H260L261 208V206H262V203H263V205H264V183H263V181L261 180V176L260 177H258ZM258 178L256 179V181L258 180ZM211 179V178H210ZM224 179V178H223ZM223 179H221V180H223ZM235 179V178H234ZM17 180V181H18ZM117 181H121L122 179H116ZM145 180V181H144ZM144 180H140V179H132V182H129V185H130V183L132 184L133 183V187H134V184H136V185H139L141 188H139V189H142L143 191H145V192H152V193H154V191H155V187H154V185L153 184H151L152 183V181L151 180H149V179H144ZM199 180H201V182H198ZM219 180V179H218ZM217 180V181H218ZM231 180V179H230ZM242 180V179H241ZM240 180V182H245L244 180H242L241 181ZM264 180V179H263ZM72 181H71V183H72ZM229 181V180H228ZM237 181V180H236ZM255 181V182H256ZM128 182V181H127ZM171 182V181H170ZM161 183H162V181H161ZM212 182H210V184H211ZM215 183V182H214ZM246 183V182H245ZM125 184V183H124ZM128 183H126V185H127ZM181 184V183H180ZM185 184H184V186H185ZM204 184V183H203ZM239 184H242V183H239ZM122 185H123V183H122ZM161 185V184H160ZM212 185H214V184H212ZM226 185V186H225ZM237 185V184H236ZM251 185V184H250ZM255 185H256V183H255ZM86 186V187H85ZM128 186V185H127ZM158 186V185H157ZM165 186V185H164ZM163 186V187H164ZM203 186H206V185H203ZM209 186H211V185H209ZM209 186L207 187V188H209ZM215 186V185H214ZM213 186V187H214ZM222 186H224V187H222ZM235 186V185H234ZM240 186V185H239ZM253 187H254V185H252ZM81 187V188H82ZM125 187V186H124ZM198 187V188H197ZM80 188V189H81ZM87 188V189H86ZM136 188V187H135ZM161 188V187H160ZM185 188V187H184ZM206 188V187H205ZM204 188V189H205ZM206 188V189H207ZM232 188H233V186H232ZM235 188V187H234ZM248 188V187H247ZM261 188V189H260ZM125 189V188H124ZM185 189V190H186ZM205 189V190H206ZM254 189H256V190H254ZM83 190V189H82ZM89 190V189H88ZM96 190H94V191H96ZM135 190V189H134ZM229 192H230V190L229 189H227ZM130 191V192H129ZM157 191H158V189H157ZM162 191V190H161ZM183 190H181L180 192H182ZM199 191V190H198ZM197 191V192H198ZM216 191V190H215ZM83 192V191H82ZM192 192V191H191ZM242 192V193H241ZM69 193H70V191H69ZM85 193V192H84ZM248 193H251V194H248ZM181 194V193H180ZM179 194V195H180ZM191 194V193H190ZM216 194H218V192H216ZM247 194H248V197H247ZM26 195V194H25ZM40 195V193H38V196ZM70 195V194H69ZM81 195H82V199H80V197H81ZM157 196H158V194H156ZM174 195V194H173ZM184 195V194H183ZM205 195V194H204ZM250 195V196H249ZM27 196V195H26ZM25 196V197H26ZM41 196V195H40ZM88 196V195H87ZM92 196H94V195H92ZM91 196V197H92ZM146 196V195H145ZM161 195H159V197H160ZM186 196V195H185ZM206 196V195H205ZM205 196H203V198L205 197ZM219 196V197H218ZM16 196L15 195H12V194H10V192H9V190H7V189H4V188H0V246L2 245H5L6 246V248H7V246H9V247H13L12 249H14V247L15 248H17L18 250H17V254L13 257V258H11V259H9L7 262H8V264H49L50 262L52 263V261H57L58 262V264H103L102 262H103V255H105L106 254V252H105V254H103V251L100 249V247L98 246V245H96L95 243H93L91 240H89L88 239V237L87 236H85V232H87V231H85V229L86 228H88V227H86V225L88 226V223H87V217L90 215L91 216V214H93V213H95V210H97V209H95L94 208V205L95 204H93L94 202H92V203H90L88 206L89 207H87V204H88V202L86 203V208H88L87 210H84L85 209V207H84V209L82 208L81 210H77V212L79 211H81L79 214H75V213H77V212H75L74 213V215H72V217H73V219H72V221L71 222H69V225H68V227H67V234H65L64 236H62V237H60V235H58L57 236V234H59V233H56L57 231H58V229L56 230V229H52L51 227H49V224L47 225L46 223H41L42 222V220L44 221L45 220V218L44 219H42V218H40L39 220L40 221H38V222H40V223H37L36 221L35 222H29L27 219H25L26 220V222L28 221L29 223H32L30 226H24V227H22V230H25V231H23V232H25L24 234H22L23 232H22V230L20 229L19 231H21L22 233L21 234H18V233H13L12 231H10L9 229H8V226H9V228H11L10 226H11V224H13L14 223V221L15 220H13V219H10L9 217H7L6 216V214H5V212H4V208L5 207H7V206H9V204L10 203H14L15 201V198ZM35 197H37V196H35ZM138 196L136 195V198H137ZM141 197V199H142V196H140ZM188 197V196H187ZM239 197H241V199L239 198ZM28 198V197H27ZM58 198H60V199H58ZM135 198V197H134ZM175 198V197H174ZM173 198V199H174ZM202 198V197H201ZM35 199V198H34ZM73 199V200H74ZM89 199V198H88ZM93 199V198H92ZM96 199V198H95ZM139 199V198H138ZM145 199V198H144ZM143 199V200H144ZM161 199V198H160ZM165 199H167V198H165ZM184 199V198H183ZM189 200H190V198H188ZM24 201H26V199H23ZM29 200L30 201H32L34 204L35 203H39L38 201V199L36 198L35 200H33V198H29ZM38 200V201H37ZM60 200V201H61ZM91 200V199H90ZM89 200V201H90ZM105 199H103V201H104ZM122 200H125V201H123L122 202ZM131 200V199H130ZM162 200V199H161ZM164 200V199H163ZM243 200V199H242ZM96 201H97V199H96ZM100 201V200H99ZM113 201V200H112ZM112 201H110V204H111V202ZM168 201V200H167ZM202 201V200H201ZM226 201H224L223 202V204L224 203H226ZM51 202H53V201H51ZM50 202V203H51ZM74 202H75V200H74ZM115 202H117V199H116V201ZM114 202V203H115ZM119 202V203H120ZM133 202V201H132ZM189 202V201H188ZM193 202V201H192ZM221 202H218V204L216 203V205H218V206H216V208H214V209H217V217H215V220L217 221V222H221V221H218L217 219H221L222 221L224 220V222L225 223H222L221 222V225L222 224H224V225H222V227H221V229L223 228V226H224V229H225V231H227L228 232V235H227V237H226V235H225V237L223 236V239L225 240L226 239V241H224V243L225 244H227L228 245V241H231V243H233L232 244V246H236L235 248H240V245L242 246V243H243V246H246V248L248 249V251L249 252H251V253H253L252 251H254L255 252V258H256V262L258 263V264H264V227H260V228H257V230L258 229H260V232L259 233H253L252 231H250V230H248L247 232H245V230H243L244 228L240 225V223L242 224V222L244 221V219L243 220H241V222L239 221V224L238 223H235L234 222V219L235 218H238V220L239 219H242V214H244V213H242V212H244L245 210H244V208H243V210H242V208H241V205H240V207L239 208H241V209H239L238 208V206H235V208L233 207H231V203H229V204H231L230 206H229V204L227 205V206H229V208H231V209H229V208H224V206H225V204H224V206L222 207L221 205H223ZM246 202V201H245ZM78 204H79V202H77ZM134 203V202H133ZM161 203V205H159ZM205 203V202H204ZM211 202H209V204H210ZM243 203V202H242ZM113 204V203H112ZM183 204V203H182ZM202 205H203V202L201 203ZM221 204V205H220ZM245 204V203H244ZM247 204V203H246ZM245 204V205H246ZM13 205V204H12ZM12 205H10L11 207H13ZM115 205V204H114ZM118 205V204H117ZM187 205V204H186ZM191 205V204H190ZM205 205V204H204ZM208 205V204H207ZM210 205H213L212 203L210 204ZM210 205H208V206H210ZM214 205H215V203H214ZM9 206V207H10ZM42 206V205H41ZM80 206H82V205H80ZM95 206H97V205H95ZM100 206H102V204L100 205ZM108 206V205H107ZM208 206H204V207H208ZM227 206H225V207H227ZM10 207V208H11ZM38 207H40L39 205H38ZM83 207V206H82ZM109 207V206H108ZM108 207H107V210H108ZM134 207V206H133ZM212 207V206H211ZM106 208V207H105ZM112 208V207H111ZM114 208V207H113ZM116 208V207H115ZM189 208V207H188ZM193 208V207H192ZM213 208V207H212ZM247 208H250V207H247ZM42 209V208H41ZM117 209V208H116ZM117 209V210H118ZM137 209V208H136ZM157 209V210H156ZM101 210V209H100ZM100 210H98L97 212H99ZM112 210V209H111ZM154 210H156L155 212H152V211H154ZM187 209H185V211H186ZM203 210V209H202ZM248 210V209H247ZM116 211V210H115ZM250 211V210H249ZM251 211H252V207H251ZM96 212V213H97ZM105 212V211H104ZM107 212V211H106ZM109 212V211H108ZM118 212V211H117ZM216 212V211H215ZM13 213V212H12ZM100 213H103L102 212V210L100 211ZM17 214V213H16ZM138 215V217H136L135 215ZM157 214V213H156ZM184 214H186L185 212H184ZM191 214V213H190ZM259 214L262 216V217H264V213H262V212H260L259 211ZM41 215V214H40ZM94 215H96V214H94ZM106 215V214H105ZM199 215V214H198ZM250 215V214H249ZM52 216V215H51ZM97 216V215H96ZM99 216V215H98ZM101 216V215H100ZM162 216V215H161ZM190 216V215H189ZM258 216V215H257ZM18 221H19V219H21L22 218V220H20V221H23V218L24 217H26V214L24 213V212H19V215H18ZM129 217V218H130ZM127 218V217H126ZM169 218V217H168ZM201 218V217H200ZM214 218V217H213ZM217 218V219H216ZM256 218V217H255ZM17 219V218H16ZM138 219L139 220H141L140 222L138 221ZM169 219V220H170ZM184 219V218H183ZM249 219V218H248ZM257 219V218H256ZM89 220H90V218H89ZM117 220V219H116ZM189 220V219H188ZM204 220V219H203ZM249 220H251V219H249ZM264 220V219H263ZM17 221V220H16ZM46 221V220H45ZM172 221H174V220H172ZM205 221V220H204ZM252 221V220H251ZM261 221H262V219H261ZM23 222H25V221H23ZM27 222V223H28ZM117 222V223H118ZM123 222V221H122ZM125 222V221H124ZM198 222V221H197ZM216 222V223H217ZM263 222V223H262ZM261 223L264 225V221H262ZM18 223V222H17ZM20 223H22V222H20ZM20 223H18V224H20ZM27 223H24V224H26L27 225ZM174 223V222H173ZM207 223V222H206ZM205 223V224H206ZM258 223H260V222H258ZM89 224H90V222H89ZM191 224V223H190ZM215 224V223H214ZM218 224V223H217ZM47 225V226H46ZM172 225V224H171ZM182 225V224H181ZM187 225V224H186ZM192 225V224H191ZM207 225V224H206ZM208 225H210V224H208ZM207 225V226H208ZM21 226H23V224L21 225ZM97 226V225H96ZM137 226V227H136ZM150 226V225H149ZM214 226H216V229H217V225L215 224ZM86 227V228H85ZM141 227V226H140ZM147 227V226H146ZM146 227H145V230H146ZM149 228V227H148ZM210 228V227H209ZM213 228V227H212ZM172 229V230H171ZM171 229H167L166 228V226L164 227V226H162V227H160V228H158L157 230H156V233L154 234V235H152V236H150V234H152V233H150L149 234V236L147 237V239H148V241L150 242V247L151 248H153V250H152V253H153V255L155 256V259L157 260V261H161V262H166V260H167V263L168 264H192V263H190L189 262V259H188V256H189V254H190V250H188L189 248L191 249V247L192 246H189V244H190V242L189 241H187V242H185L184 240V242H179V243H184V244H180V246L179 247H177V250L179 251V257H168V258H166L165 256H164V251H165V253H168V251L170 250V249H174V245H173V243L171 244V234L170 233H172L173 231H178L179 233H181V234H183L184 236H181V237H185L186 236V232H185V230H184V228H182V226H180L179 224H176V225H174L173 224V227L171 228ZM56 230V231H55ZM88 230V229H87ZM149 230V229H148ZM208 229L206 228V231H207ZM210 230V229H209ZM223 230V229H222ZM222 230H220V233H218L219 235H221V231ZM60 231V230H59ZM211 231V230H210ZM213 231V230H212ZM215 231V230H214ZM218 232H219V228H218V230H217ZM259 231V230H258ZM151 232V231H150ZM209 232V231H208ZM32 233H35V235H31ZM60 233H62L63 234V232L62 231H60ZM129 233V232H128ZM56 234V235H55ZM61 234V235H62ZM131 234V233H130ZM132 234H133V232H132ZM139 234H141V233H139ZM217 234V235H218ZM226 234V233H225ZM231 236H230V235ZM256 234H258L257 236H256ZM82 235H84V237H82ZM92 236V235H91ZM133 236V235H132ZM171 236V237H170ZM197 236H198V234H197ZM229 236H230V239H228L229 238ZM74 237H75V239H74ZM76 237L78 238V240L80 241H82V243H80L81 244V246H82V248H80V250L84 253L82 256H74V250L72 249L73 248V246H75L76 245V243H74L75 241L74 240H76ZM82 237V238H81ZM175 237V236H174ZM187 237H189V238H191L192 239V237H193V240L195 241V242H197V237H196V235L193 233V236L192 235H190V234H187ZM186 238V237H185ZM129 239V238H128ZM127 238H126V240H128ZM187 239V238H186ZM196 239V240H195ZM212 239V238H211ZM222 239V240H223ZM228 239V240H227ZM250 239H256V241L253 243V242H251L250 241ZM188 240V239H187ZM216 240V239H215ZM214 240V241H215ZM218 240H219V238H218ZM212 241V240H211ZM263 241V242H262ZM39 242V243H38ZM40 242H41V244H40ZM217 242V241H216ZM223 242V241H222ZM194 244V243H193ZM217 244H219V243H217ZM225 244L223 245V246H225ZM245 244V245H244ZM258 244H260V248H259V250L260 249H263V250H260V251H258V250H256V247H258L257 245ZM199 245H201L200 247H203L202 246V244H199L198 243V246ZM77 246H79L78 245V243H77ZM80 246V247H81ZM128 243H127V248H128ZM211 247V246H210ZM209 247V248H210ZM29 249L31 252L29 253V256H26V255H24V251L23 250H25V249ZM56 248V249H55ZM126 248V247H125ZM226 248H228V247H225V249ZM244 248V250H245V247H243ZM243 248L241 247V249L240 250H243ZM77 249H78V247H77ZM76 249V250H77ZM169 249V250H168ZM203 249H205V248H203ZM208 249V248H207ZM111 250V249H110ZM127 250V249H126ZM166 250H168L167 252H166ZM212 250H213V248H212ZM220 250H222V249H220ZM250 250H252V251H250ZM109 251V250H108ZM119 251V250H118ZM118 251L116 252V253H118ZM187 251L189 252V253H187ZM206 251V250H205ZM208 251V250H207ZM110 252V251H109ZM109 252H107L108 254H109ZM113 251H111L110 253L111 254H113L112 253ZM241 252V251H240ZM121 253V255H122V253H125V251L123 252H119V254ZM127 253V252H126ZM151 253V252H150ZM151 253V254H152ZM208 253V252H207ZM206 253V254H207ZM76 254V253H75ZM108 254H107V256H108ZM188 254V255H187ZM205 254V255H206ZM221 254L223 255V258H222V262H224V264H226L227 263V254H226V252L224 251V247H223V250H222V252H221ZM238 254V253H237ZM110 255V254H109ZM115 255V254H114ZM239 255V254H238ZM246 255V254H245ZM111 256V255H110ZM110 256H108V257H110ZM116 256H117V254H116ZM124 255H122V257H123ZM153 256V257H154ZM248 256H250V255H248ZM104 257H106V256H104ZM118 257H121V256H119L118 255ZM233 257V256H232ZM247 259H248V257L247 256H245ZM112 258H114L113 256H112ZM112 258H108V259H110V261H111V259ZM241 258H243V257H241ZM251 258H254L253 257V255H252V257ZM251 258H250V260H251ZM106 259V258H105ZM118 259V258H117ZM121 259L122 258H120V261H121ZM153 259V258H152ZM201 259V258H200ZM233 259V258H232ZM240 259V258H239ZM244 259V258H243ZM113 260V259H112ZM124 260V259H123ZM130 260H131V258H130ZM206 260V259H205ZM234 260V259H233ZM236 260H237V258H236ZM109 261V262H110ZM119 261V260H118ZM125 261V260H124ZM204 261V260H203ZM238 261V260H237ZM243 260L241 259L240 260V262H242ZM45 262H48V263H45ZM107 262V261H106ZM133 262V261H132ZM234 262V261H233ZM244 262H247V261H244ZM244 262H242L241 264H245ZM249 262V261H248ZM255 262V264H257ZM56 263V262H55ZM124 263V262H123ZM158 263V262H157ZM209 263V262H208ZM232 263V262H231ZM250 263V262H249ZM0 264H5L4 262H3V260H2V258L0 257ZM104 264H105V262H104ZM124 264H126V263H124ZM193 264H195V262L193 261ZM248 264V263H247Z\"/></svg>",
    "mask_w": 264,
    "mask_h": 264
}]
</instances>
